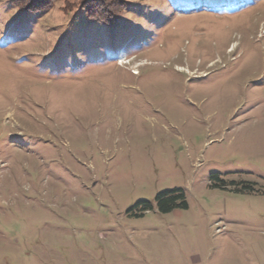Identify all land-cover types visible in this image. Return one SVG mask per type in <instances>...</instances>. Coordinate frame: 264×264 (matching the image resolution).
<instances>
[{
  "label": "rangeland",
  "instance_id": "obj_1",
  "mask_svg": "<svg viewBox=\"0 0 264 264\" xmlns=\"http://www.w3.org/2000/svg\"><path fill=\"white\" fill-rule=\"evenodd\" d=\"M12 1L0 264H264V0H123L113 27Z\"/></svg>",
  "mask_w": 264,
  "mask_h": 264
},
{
  "label": "trees",
  "instance_id": "obj_2",
  "mask_svg": "<svg viewBox=\"0 0 264 264\" xmlns=\"http://www.w3.org/2000/svg\"><path fill=\"white\" fill-rule=\"evenodd\" d=\"M43 2L42 4H39ZM123 6L119 10L111 8L110 0H28V2L13 0L12 3L15 7L19 8L25 13L41 14L49 11L56 3H61V11L66 14H72V16H78L91 21L94 24H101L105 27H113L119 24L122 18V14L126 9V2L123 0H117ZM35 6L30 10L31 6ZM96 10L103 11V15L93 13ZM211 179H217L221 183L223 180H219L217 175H212ZM155 207L161 213H168L173 209H186L187 203L185 201L184 192L181 189L168 190L159 193L155 197ZM140 208L141 212L137 215H142V212L151 210L153 208L152 203L147 201H140L135 206Z\"/></svg>",
  "mask_w": 264,
  "mask_h": 264
}]
</instances>
